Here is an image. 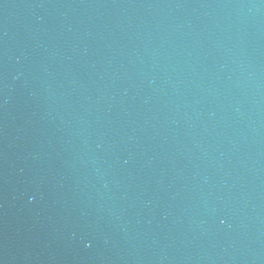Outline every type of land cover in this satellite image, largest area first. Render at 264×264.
Here are the masks:
<instances>
[{
  "label": "water",
  "instance_id": "1",
  "mask_svg": "<svg viewBox=\"0 0 264 264\" xmlns=\"http://www.w3.org/2000/svg\"><path fill=\"white\" fill-rule=\"evenodd\" d=\"M0 264H264V0H0Z\"/></svg>",
  "mask_w": 264,
  "mask_h": 264
}]
</instances>
